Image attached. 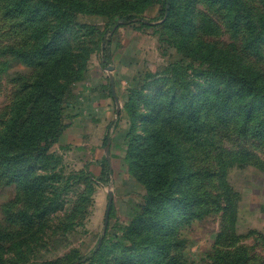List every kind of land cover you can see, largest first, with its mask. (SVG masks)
<instances>
[{
  "label": "rangeland",
  "instance_id": "374dc122",
  "mask_svg": "<svg viewBox=\"0 0 264 264\" xmlns=\"http://www.w3.org/2000/svg\"><path fill=\"white\" fill-rule=\"evenodd\" d=\"M165 15L163 0H0V129L44 74L62 130L0 168V264H264V0Z\"/></svg>",
  "mask_w": 264,
  "mask_h": 264
},
{
  "label": "trees",
  "instance_id": "16d2710c",
  "mask_svg": "<svg viewBox=\"0 0 264 264\" xmlns=\"http://www.w3.org/2000/svg\"><path fill=\"white\" fill-rule=\"evenodd\" d=\"M173 1L174 0H163L166 6V11L168 7V16L164 21H167L168 17L170 16ZM189 1L192 2V0ZM224 4L227 5L228 3ZM189 11L190 9L188 8L186 14H184V23L191 25L193 18L190 16ZM137 17L138 16L130 15L127 16L126 19L131 20ZM236 20H239V18H237ZM37 52H39V49H37ZM106 58H108L107 54ZM242 64H248L250 67H254V65L244 61H242ZM55 68L57 71H60L62 69L61 66H55ZM244 76L249 77L250 74H246ZM51 86L58 88V86ZM54 95L55 93L45 82L44 74H38L37 78L33 82L27 84V90L25 94L23 96L21 95V97L14 102L11 118L6 121V123L3 125V128L0 129V168L3 169V172H6L7 168L13 162H15L17 160L16 158H18L21 154L30 151L31 148L33 149L32 146L34 145L35 140L40 141L39 145L41 146L42 150H46L48 148V145L46 146L47 143L50 142L52 144V142L57 141L62 130L59 132L58 130H54L52 126L53 124L48 120V116L46 115L48 114V101L45 103L46 98H51ZM43 104L44 106H42ZM251 112L252 109L246 110V116L244 118L245 120L249 118L251 120ZM3 123L4 122H2V124ZM255 127L261 130L260 134H262L263 136L264 120H261ZM54 131L57 134L56 136H52V133H54ZM23 168L24 164L22 165V170ZM107 169L109 172L112 170L108 162ZM187 171V167L184 166V176L190 175V173ZM190 198L191 197L189 194H184V197L180 200V204L178 205V207H187L189 209L193 205ZM160 244L161 243L158 244V249L161 248Z\"/></svg>",
  "mask_w": 264,
  "mask_h": 264
},
{
  "label": "water",
  "instance_id": "95a60500",
  "mask_svg": "<svg viewBox=\"0 0 264 264\" xmlns=\"http://www.w3.org/2000/svg\"><path fill=\"white\" fill-rule=\"evenodd\" d=\"M167 16H168V7H167L165 19L167 18ZM108 68H109L110 71H113L114 70V67L111 66V65ZM110 81H111L112 94L114 95V97L118 101L117 92H116V83H115V79H114L113 76H111ZM118 103H119V101H118ZM119 113H120V110L118 109L117 110V114H119ZM109 148H110V144L108 143V145L106 147L107 155L109 154ZM112 203H113V193L112 192H109V205H108L107 212H106L105 231L108 228V222H109L110 212H111V208H112Z\"/></svg>",
  "mask_w": 264,
  "mask_h": 264
},
{
  "label": "crops",
  "instance_id": "0c3cea01",
  "mask_svg": "<svg viewBox=\"0 0 264 264\" xmlns=\"http://www.w3.org/2000/svg\"><path fill=\"white\" fill-rule=\"evenodd\" d=\"M77 130V125H72L68 127L60 138V144L66 145V143L70 142L71 135L77 132Z\"/></svg>",
  "mask_w": 264,
  "mask_h": 264
}]
</instances>
